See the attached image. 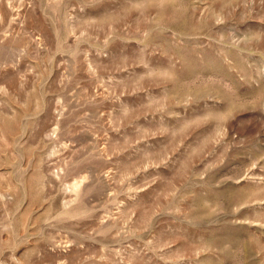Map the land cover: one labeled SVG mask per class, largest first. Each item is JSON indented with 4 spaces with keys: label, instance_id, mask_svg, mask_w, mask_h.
Instances as JSON below:
<instances>
[{
    "label": "rangeland",
    "instance_id": "rangeland-1",
    "mask_svg": "<svg viewBox=\"0 0 264 264\" xmlns=\"http://www.w3.org/2000/svg\"><path fill=\"white\" fill-rule=\"evenodd\" d=\"M0 264H264V0H0Z\"/></svg>",
    "mask_w": 264,
    "mask_h": 264
}]
</instances>
